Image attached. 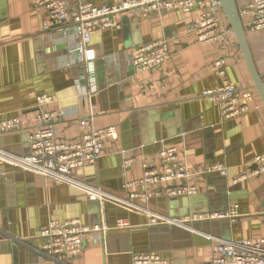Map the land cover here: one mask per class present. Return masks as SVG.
Wrapping results in <instances>:
<instances>
[{"label": "crops", "instance_id": "1", "mask_svg": "<svg viewBox=\"0 0 264 264\" xmlns=\"http://www.w3.org/2000/svg\"><path fill=\"white\" fill-rule=\"evenodd\" d=\"M249 1L236 0L239 11ZM197 17V11L183 10L154 19L122 14L119 28L93 32L90 46L97 55L85 61L73 51L81 40L71 27L47 28L46 11L33 0H0V121L26 122L22 130L0 134V148L30 153V134L40 111L37 97L50 94L55 100L46 108L65 115L57 125L59 140H79L84 116H91L98 128L117 129L118 138L105 141L100 160L76 170L79 179L117 197L143 195L145 188L126 183L141 178L146 164L158 161L162 147L175 146L196 172L192 181L197 185V193L189 196L135 200L175 224H150L144 212L107 200L105 217L111 229L105 235L90 234L83 250L61 263L38 251L41 230L52 220L99 223V201H90L82 189L0 158V264H132L133 252H156L169 264H197L211 260L209 237L264 238V173L235 182L247 163L264 152V102L237 38L230 47L199 42L188 29ZM242 18L245 23L247 17ZM246 31L264 79V31ZM160 38L169 39L171 57L159 69L136 71L131 47ZM221 57L227 59L224 75L215 65ZM224 79L252 89L254 106L248 113L224 120L218 104L204 95ZM125 159H133L130 167L123 166ZM217 163L228 168L226 175L208 170ZM236 205V219H193ZM119 220L128 224L117 227Z\"/></svg>", "mask_w": 264, "mask_h": 264}, {"label": "built area", "instance_id": "2", "mask_svg": "<svg viewBox=\"0 0 264 264\" xmlns=\"http://www.w3.org/2000/svg\"><path fill=\"white\" fill-rule=\"evenodd\" d=\"M33 3L36 7L45 9L47 28L64 30L71 27L78 33L81 43L73 51L81 53L85 61H91L97 55L90 46L93 32L97 29L119 28L120 16L126 13L154 19L173 10L197 11V20L188 29L195 32L199 42L230 47L236 37L219 0H117L115 3H96L93 0H33ZM240 14L241 17H247L244 23L246 30L264 31V0H250ZM170 57L168 38L142 42L130 49V61L138 72L159 69ZM226 63V57L215 62L221 75L225 74ZM204 95L218 104L224 120L240 117L254 106L252 89L235 85L227 79L219 87L205 90ZM54 100L55 97L50 94L37 97L40 111L36 117L37 126L30 134V153L20 155L0 148V158L22 170L84 190L90 201H99L102 218L99 223L94 224L84 223L80 218L50 221L40 232L43 241L38 251L43 256L64 263L83 250L90 234H107L111 229L105 217L107 200L144 212L148 215L150 224H175L168 215L138 205L135 200L141 196L149 198L165 194L168 197H180L197 193V185L192 181L196 172L186 165L179 149L175 146L162 147L158 161L146 164L141 178L126 183V187L145 188L147 191L143 195L135 192L128 198L111 195L99 186L79 179L75 172L100 160L104 154L105 141L118 138L116 127L98 128L91 116H84L79 122L81 138L74 142L61 141L57 138V125L65 115L63 111L46 108ZM25 124L19 118L4 119L0 121V134L22 130ZM132 161L133 159L123 160V166L130 167ZM208 170L219 171L223 175L228 172L223 163H217ZM263 173L264 152L247 163L246 170L235 178V182L259 177ZM238 216L240 212L236 205L228 212L202 213L195 215L193 219H236ZM126 224L128 223L119 220L116 226L123 227ZM209 238L212 241L211 260L197 264H264V238L241 241ZM132 264H169V261L156 252H133Z\"/></svg>", "mask_w": 264, "mask_h": 264}, {"label": "water", "instance_id": "3", "mask_svg": "<svg viewBox=\"0 0 264 264\" xmlns=\"http://www.w3.org/2000/svg\"><path fill=\"white\" fill-rule=\"evenodd\" d=\"M219 1L229 20V23L231 24L235 32L238 45L243 53V56L246 60L251 76L253 78L254 86L264 102V79L262 75L258 72V69L254 62V58L248 41V34L243 19L241 17L237 2L236 0Z\"/></svg>", "mask_w": 264, "mask_h": 264}, {"label": "rangeland", "instance_id": "4", "mask_svg": "<svg viewBox=\"0 0 264 264\" xmlns=\"http://www.w3.org/2000/svg\"><path fill=\"white\" fill-rule=\"evenodd\" d=\"M228 21V19H226Z\"/></svg>", "mask_w": 264, "mask_h": 264}]
</instances>
